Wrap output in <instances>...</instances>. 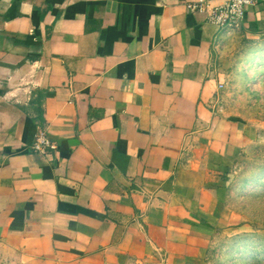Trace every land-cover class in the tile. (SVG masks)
<instances>
[{"label": "crops", "instance_id": "1", "mask_svg": "<svg viewBox=\"0 0 264 264\" xmlns=\"http://www.w3.org/2000/svg\"><path fill=\"white\" fill-rule=\"evenodd\" d=\"M191 1L0 0L1 247L33 264L204 251L249 136L212 106L225 34ZM239 30L264 35L261 4Z\"/></svg>", "mask_w": 264, "mask_h": 264}, {"label": "rangeland", "instance_id": "2", "mask_svg": "<svg viewBox=\"0 0 264 264\" xmlns=\"http://www.w3.org/2000/svg\"><path fill=\"white\" fill-rule=\"evenodd\" d=\"M240 29V28H239ZM231 29L214 47L212 106L242 121L248 140L223 185L215 236L199 255L180 264H264V35ZM0 264H33L0 246Z\"/></svg>", "mask_w": 264, "mask_h": 264}, {"label": "built area", "instance_id": "3", "mask_svg": "<svg viewBox=\"0 0 264 264\" xmlns=\"http://www.w3.org/2000/svg\"><path fill=\"white\" fill-rule=\"evenodd\" d=\"M261 4L264 0H194L187 4L190 13L203 14L207 22L222 32L239 29L245 20L247 9ZM57 148L45 130H39L31 144V149L41 155H49Z\"/></svg>", "mask_w": 264, "mask_h": 264}]
</instances>
